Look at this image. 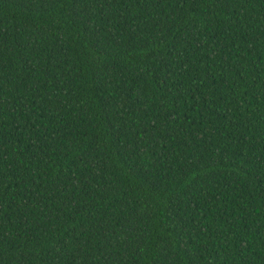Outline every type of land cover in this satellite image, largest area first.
I'll list each match as a JSON object with an SVG mask.
<instances>
[{
  "label": "trees",
  "instance_id": "obj_1",
  "mask_svg": "<svg viewBox=\"0 0 264 264\" xmlns=\"http://www.w3.org/2000/svg\"><path fill=\"white\" fill-rule=\"evenodd\" d=\"M0 264H264V0H0Z\"/></svg>",
  "mask_w": 264,
  "mask_h": 264
}]
</instances>
